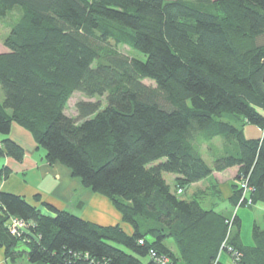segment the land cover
<instances>
[{
    "label": "trees",
    "instance_id": "16d2710c",
    "mask_svg": "<svg viewBox=\"0 0 264 264\" xmlns=\"http://www.w3.org/2000/svg\"><path fill=\"white\" fill-rule=\"evenodd\" d=\"M16 5L22 13L0 52V156L23 159L7 137L18 124L49 164L108 198L131 232L46 202L44 213L0 191L5 260L264 264L256 221L244 244L237 214L228 218L181 195L213 170L236 167L231 204L264 198V0H0V16ZM75 92L105 103L80 100L68 115ZM247 124L259 128L257 137L245 136ZM194 133L220 138L219 148L204 147L211 164L189 143ZM11 217L25 224L18 234L9 231Z\"/></svg>",
    "mask_w": 264,
    "mask_h": 264
},
{
    "label": "crops",
    "instance_id": "0c3cea01",
    "mask_svg": "<svg viewBox=\"0 0 264 264\" xmlns=\"http://www.w3.org/2000/svg\"><path fill=\"white\" fill-rule=\"evenodd\" d=\"M7 137L23 148L24 156L21 161L0 156V191L23 196L44 213H50L44 206L46 202L58 209L80 211L83 214L81 218L100 225L119 223L126 232H131V227L122 222L121 214L106 197L84 189L80 180L73 177L69 169L60 163L49 164L45 158V150L35 143L29 131L12 123ZM201 150L205 160L211 164L204 148ZM5 168L8 170L7 175H4ZM236 176V167L223 171L213 170L206 178L191 184L187 188L186 196L200 200L205 208H212L228 218L237 214L242 224L243 214L239 211L242 207L232 205L229 201ZM175 178V175L165 174L166 181L171 185ZM85 198L88 200H84ZM247 207L252 208L251 223L256 221L264 229V198ZM241 239L247 245L252 242L251 238L246 240L242 232ZM0 261L7 264L2 249Z\"/></svg>",
    "mask_w": 264,
    "mask_h": 264
},
{
    "label": "rangeland",
    "instance_id": "374dc122",
    "mask_svg": "<svg viewBox=\"0 0 264 264\" xmlns=\"http://www.w3.org/2000/svg\"><path fill=\"white\" fill-rule=\"evenodd\" d=\"M21 13H22V8L19 5H16L11 10L7 11V13L4 16H0V52L5 50V47L3 45V40L8 35V33L11 29V26L19 19ZM116 48L121 53L128 55L130 57H141V58L143 57L139 52L133 50L132 48H130L126 44H118L116 46ZM144 82L151 83L149 80H146V79L144 80ZM0 98H3V93H2L1 88H0ZM80 100H90V101L98 100V101H100V103L102 105L105 103V97L104 96H100V97L94 96V97L90 98V97H87L80 92H75V93H73V95L69 99V101L67 102L66 109H65L66 114L71 115V116L76 115L75 104ZM244 133H245V136L254 137L260 133V130L255 125L247 124L245 126ZM165 174H167V173H165ZM84 189H88V188L84 187ZM88 190H90V189H88ZM91 192H93V191H91ZM182 193L183 194H181V195H184V196L187 194L184 191ZM84 200L87 201L88 198H85ZM66 210L71 212V213H74L78 216H83V214H81L80 211L76 210L77 211L76 212L74 210H69V209H66ZM239 211L243 214L242 224H241L242 236L243 237L245 236V239L247 240L248 238L249 239L251 238L250 235H251V226H252V223H251L252 208L246 206V207L240 208ZM18 249H26L25 245L21 241L18 243ZM221 259L227 260L225 255H222ZM16 260L17 261H15L14 263H12L11 261H7V264H31L27 261L26 256L24 254L17 257ZM147 260H148V258L145 257L144 261L146 262Z\"/></svg>",
    "mask_w": 264,
    "mask_h": 264
},
{
    "label": "clouds",
    "instance_id": "9594fccd",
    "mask_svg": "<svg viewBox=\"0 0 264 264\" xmlns=\"http://www.w3.org/2000/svg\"><path fill=\"white\" fill-rule=\"evenodd\" d=\"M189 143L192 144L194 149L207 147L208 144H213L219 147L220 138L217 136V137H212L211 139H205L199 133H194L193 137L189 140Z\"/></svg>",
    "mask_w": 264,
    "mask_h": 264
},
{
    "label": "built area",
    "instance_id": "2783aa9c",
    "mask_svg": "<svg viewBox=\"0 0 264 264\" xmlns=\"http://www.w3.org/2000/svg\"><path fill=\"white\" fill-rule=\"evenodd\" d=\"M240 186L243 188L244 192L247 191V187L245 186L244 183H241ZM178 192H180V190H178ZM7 226L12 234H18V232L24 229L25 224L21 219H18L16 217H11L8 220Z\"/></svg>",
    "mask_w": 264,
    "mask_h": 264
},
{
    "label": "water",
    "instance_id": "95a60500",
    "mask_svg": "<svg viewBox=\"0 0 264 264\" xmlns=\"http://www.w3.org/2000/svg\"><path fill=\"white\" fill-rule=\"evenodd\" d=\"M263 81H264V73H263Z\"/></svg>",
    "mask_w": 264,
    "mask_h": 264
}]
</instances>
